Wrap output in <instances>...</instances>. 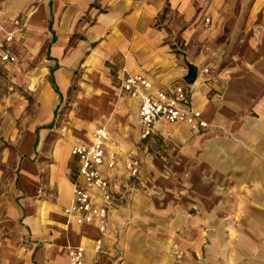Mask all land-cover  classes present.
<instances>
[{
  "label": "crops",
  "instance_id": "1",
  "mask_svg": "<svg viewBox=\"0 0 264 264\" xmlns=\"http://www.w3.org/2000/svg\"><path fill=\"white\" fill-rule=\"evenodd\" d=\"M167 5L190 24L179 55L170 34L155 26ZM15 17L23 24L10 47L18 61L0 73L12 71L10 82L19 81L36 104L29 111L19 90L0 94V264H69L77 246L85 248V264H264V0H0L8 30ZM77 35L84 44L73 43ZM193 40L201 46L196 54L187 52ZM94 49L116 63L93 68L96 83L85 101L101 98L98 89L111 95L105 100L115 114L104 126L118 159L104 173L126 195L109 212L101 251L97 226L64 213L78 169L72 147L90 143L101 122L93 115L73 130L53 127L73 82L71 61ZM189 64L199 75L187 106L210 127L161 121L141 138L139 100L120 93L122 66L170 89L188 84ZM52 132L63 137L50 139ZM154 137L171 145L159 158L147 152L150 142L137 145ZM129 157L141 163L135 195L128 192L135 182Z\"/></svg>",
  "mask_w": 264,
  "mask_h": 264
},
{
  "label": "built area",
  "instance_id": "2",
  "mask_svg": "<svg viewBox=\"0 0 264 264\" xmlns=\"http://www.w3.org/2000/svg\"><path fill=\"white\" fill-rule=\"evenodd\" d=\"M206 23L211 19L207 17ZM15 28L8 30L0 21V66L15 65L17 55L10 47L17 34L22 31L23 24L19 17L13 19ZM205 72L208 68L203 69ZM119 89L121 94L139 100L141 138L152 134L154 127L161 121L182 123L192 130L199 131L210 127L203 118L202 112L188 107L193 88L189 84L176 85L173 88H154L153 82L144 74L127 67L120 70ZM110 135L105 126L96 128L90 143H77L71 153L78 158V169L75 178L74 195L70 205L64 208L69 219L79 225L95 224L100 233L96 240V250L101 251L103 236L108 231L109 212L119 199L126 195H117L112 188V179L104 173V168L113 169L117 165L118 154L109 151ZM115 144V142H113ZM140 159L129 157L125 162L128 176L136 181L140 178ZM85 248L83 246L69 249V264H85Z\"/></svg>",
  "mask_w": 264,
  "mask_h": 264
},
{
  "label": "rangeland",
  "instance_id": "3",
  "mask_svg": "<svg viewBox=\"0 0 264 264\" xmlns=\"http://www.w3.org/2000/svg\"><path fill=\"white\" fill-rule=\"evenodd\" d=\"M100 8V6H98ZM166 8V7H165ZM103 10V9H102ZM101 10V11H102ZM155 26L160 29H165L170 35L167 38L168 43L172 44L173 52L175 54H181L183 53V49L186 47L184 39L182 38V32L185 31L190 24H186L183 20V16L175 9L171 8L169 6L168 10H163L157 17L155 21ZM206 28V26H205ZM73 43L79 42L82 43V40H85L83 36L77 35L76 37L72 38ZM84 44V42H83ZM200 42L197 40H193L188 44V50L187 52L196 54L201 50V46L199 45ZM96 46V43H91V46ZM77 48L74 49V52H76ZM102 50H106V47H103ZM68 56H73L71 52L68 54ZM112 55H107L105 52L99 51L98 49H94L93 53L91 51L84 52V54L79 58V56L76 58L74 57V60L71 61V63L75 66V69L73 70V82L69 86L72 87L71 91H68L66 95L63 97L60 105L58 106L56 110L55 115V122L53 124V127L56 126L58 130H69L72 128V130L75 128L74 126L77 125V120L82 121L85 119H91L93 118V115L97 117V120H99L101 123L100 125L104 126L105 121H107V116L109 117L113 116L115 114V110H113L112 103L107 100L108 103H106V96H111L108 91L106 90H99V94L102 96L98 100H93L91 103L85 101L86 94H89V86H91L92 82L96 83L95 80H93L95 69H93L95 66H100L102 69H106V66H112L113 63L111 61L113 60ZM117 65L119 63L117 62ZM124 66H122L123 68ZM12 71H9L8 74L6 73H0V94L1 95H7L13 92H20L22 96H24L30 106L29 111H32L33 107L32 105H35L36 99L35 97L30 94L27 90L24 89V87L19 84V81L17 83L10 82L13 78V75H10ZM18 88V89H17ZM97 97V94H96ZM80 99L78 101V99ZM83 104V105H82ZM87 110L89 112L87 113ZM96 111V113L94 112ZM112 111V113H110ZM111 119V118H110ZM60 135V137H63L62 132H52V134L49 136V138H56ZM136 138V137H135ZM138 140V138H136ZM148 140H142L138 141L137 145H141L143 147V143L150 142L148 144V153H150L154 158H159L163 153H166L170 150L171 145L168 141H164L160 137H154V139ZM10 146L11 145H7ZM3 168V166H2ZM170 165H166L164 168V171H169ZM158 173L151 172L149 174L150 181L153 180L152 174ZM167 175V173H165ZM164 178V177H161ZM140 180H137L131 185L129 188V194L135 195V193L139 190H141V185L139 183ZM149 181V182H150ZM153 186V182H150ZM149 184V183H148ZM143 189V187H142ZM131 195V196H132ZM129 196V198L131 197ZM128 198V199H129ZM131 199V198H130ZM130 199L127 201L130 202Z\"/></svg>",
  "mask_w": 264,
  "mask_h": 264
},
{
  "label": "water",
  "instance_id": "4",
  "mask_svg": "<svg viewBox=\"0 0 264 264\" xmlns=\"http://www.w3.org/2000/svg\"><path fill=\"white\" fill-rule=\"evenodd\" d=\"M199 75V66L196 64H189V70L185 77V81L188 84H194Z\"/></svg>",
  "mask_w": 264,
  "mask_h": 264
},
{
  "label": "trees",
  "instance_id": "5",
  "mask_svg": "<svg viewBox=\"0 0 264 264\" xmlns=\"http://www.w3.org/2000/svg\"><path fill=\"white\" fill-rule=\"evenodd\" d=\"M169 9V5L166 6L165 10H168ZM51 82L53 85L56 86V83H55V80H54V77L51 76ZM57 88V87H56ZM72 87L69 88V92L71 91Z\"/></svg>",
  "mask_w": 264,
  "mask_h": 264
}]
</instances>
